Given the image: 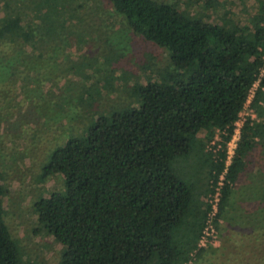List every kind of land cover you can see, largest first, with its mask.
<instances>
[{
    "label": "trees",
    "instance_id": "16d2710c",
    "mask_svg": "<svg viewBox=\"0 0 264 264\" xmlns=\"http://www.w3.org/2000/svg\"><path fill=\"white\" fill-rule=\"evenodd\" d=\"M109 1L135 31L167 49L171 67L162 79L135 85L137 105L99 115L85 135L52 152L41 174H61L65 187L37 200L38 219L64 245L59 264H188L203 252L211 205L204 200L200 219L188 220L195 183L175 162L201 135L210 163L202 196L227 169L218 229L249 155L264 146V0H253L246 27L234 26L230 14L211 19L168 0ZM186 1L188 8L195 0ZM4 6L0 64L42 56L32 20ZM257 81L251 105L260 120L243 123L227 165V143ZM218 131L224 150L215 159L206 145ZM5 191L0 169V264H23L3 216ZM261 194L264 200V186Z\"/></svg>",
    "mask_w": 264,
    "mask_h": 264
},
{
    "label": "rangeland",
    "instance_id": "374dc122",
    "mask_svg": "<svg viewBox=\"0 0 264 264\" xmlns=\"http://www.w3.org/2000/svg\"><path fill=\"white\" fill-rule=\"evenodd\" d=\"M197 15L246 27L253 0H168ZM210 1V0H209ZM22 18H30L41 41L32 60L0 64V169L4 220L17 242L23 264H59L64 245L38 219L36 202L65 187L61 174L43 177L52 152L72 135L86 134L98 116L138 104L135 85L162 79L171 67L167 49L135 31L109 0H0ZM187 3V4H185ZM227 10V11H226ZM44 36V37H43ZM248 105L242 118L249 116ZM259 112V110H258ZM192 152L175 167L195 183L188 220L200 219L209 161L201 135ZM206 151L217 159L215 155ZM264 146L248 157L231 203L216 229V240L188 264H264ZM212 189V183L210 185ZM202 194V195H201Z\"/></svg>",
    "mask_w": 264,
    "mask_h": 264
},
{
    "label": "built area",
    "instance_id": "2783aa9c",
    "mask_svg": "<svg viewBox=\"0 0 264 264\" xmlns=\"http://www.w3.org/2000/svg\"><path fill=\"white\" fill-rule=\"evenodd\" d=\"M259 82L257 81L253 88L250 91L249 97L247 99V102L244 106V109L246 108V106L249 103V106L251 108L250 112L248 113L249 116L247 118H242L243 111L244 109L240 112V118L238 119V121L236 122V128H235V132L233 134V136L231 137V139L228 141L227 146H226V152H227V157H226V164L229 165L232 162L233 156L235 154L237 145H238V141L240 139V134H241V127L243 125V123L249 118L251 117L252 119H259L258 113L255 110V108L252 107L251 103H252V99L254 97L255 94V90L258 86ZM260 120V119H259ZM222 138L220 136V132L218 131L216 134V137L214 140L211 141V144H209V150L214 151L215 155H217V152L223 147L222 144ZM224 150V147H223ZM219 155V153H218ZM227 169H225L219 176L218 181H212V192L213 194L211 195V198L209 199V203L211 205V210L209 211L208 214V219H207V224L202 232V235L200 237L199 240V245L203 247V245H206V243L208 242H213L214 239L216 240V226L214 223L215 217L218 213L219 210V202H220V198H221V193H222V185H223V179L225 177V173H226Z\"/></svg>",
    "mask_w": 264,
    "mask_h": 264
}]
</instances>
